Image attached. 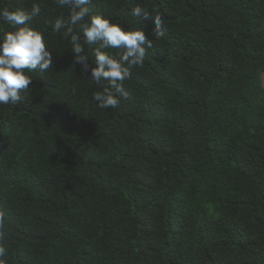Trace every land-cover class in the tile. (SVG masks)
<instances>
[{"label":"trees","instance_id":"trees-1","mask_svg":"<svg viewBox=\"0 0 264 264\" xmlns=\"http://www.w3.org/2000/svg\"><path fill=\"white\" fill-rule=\"evenodd\" d=\"M36 2L53 66L0 104V264H264V0H91L152 39L106 109Z\"/></svg>","mask_w":264,"mask_h":264},{"label":"clouds","instance_id":"clouds-1","mask_svg":"<svg viewBox=\"0 0 264 264\" xmlns=\"http://www.w3.org/2000/svg\"><path fill=\"white\" fill-rule=\"evenodd\" d=\"M60 11L55 16L51 31L71 44L75 62L99 90L93 91L91 100L101 109L116 108L128 93L123 82L130 76V69L141 66L146 49L152 42L143 28L125 29L103 13H92L91 0H53ZM41 16V7L33 0L24 10L11 3L0 4V21L9 26L0 29V104L17 105L32 84L30 73L48 72L53 66V51L43 31L34 24ZM131 16L138 23L151 18L154 37L164 35L163 20L147 8L135 5ZM108 49H117L119 54ZM91 59V64L89 60ZM5 248L0 246V257Z\"/></svg>","mask_w":264,"mask_h":264}]
</instances>
